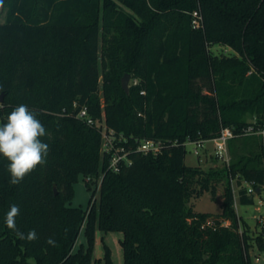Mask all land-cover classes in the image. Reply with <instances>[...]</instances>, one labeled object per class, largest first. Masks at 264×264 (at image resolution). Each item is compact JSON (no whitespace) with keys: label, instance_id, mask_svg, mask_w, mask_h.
<instances>
[{"label":"trees","instance_id":"1","mask_svg":"<svg viewBox=\"0 0 264 264\" xmlns=\"http://www.w3.org/2000/svg\"><path fill=\"white\" fill-rule=\"evenodd\" d=\"M2 7L0 123L27 105L47 129L50 152L19 185L9 183L0 156V264L79 257L89 264L97 229L123 232L125 264H254L251 240L264 248V230L255 238L239 231L231 176L264 187V135L240 134L255 118L264 124V0H2ZM195 11L201 27L193 26ZM213 44L235 54H216ZM126 73L138 79L129 93ZM82 106L95 124L77 115ZM98 121L127 138L131 163L119 171L108 169ZM222 126L239 134L229 143L230 165H188L186 141L212 139ZM145 138L162 140V152L138 151ZM80 174L93 179L89 187L101 178L87 210L68 204ZM221 181V217L188 204L215 196ZM238 194L242 204L255 201L247 188ZM12 204L21 209L17 228L35 229L37 240L6 227ZM83 229L87 253L75 249Z\"/></svg>","mask_w":264,"mask_h":264},{"label":"rangeland","instance_id":"2","mask_svg":"<svg viewBox=\"0 0 264 264\" xmlns=\"http://www.w3.org/2000/svg\"><path fill=\"white\" fill-rule=\"evenodd\" d=\"M3 17L4 15L1 12L0 19H3ZM210 48L216 54H235L232 49L222 44H213ZM199 83L201 85L204 84L202 80H200ZM203 89L206 92L207 85H203ZM248 120H250V116L248 117ZM194 147L195 146L192 143H188L186 145L187 154L185 161L188 165L197 166L205 170H211L225 166L223 161L216 157L212 142H207L205 147L201 148L199 156L195 154ZM86 178L87 177L83 174L79 175L78 179L74 183V195L68 202V204L72 206L82 207L85 210L89 208L90 199L92 198L94 190L96 189L95 183H91L90 187L87 185ZM225 185L226 181L219 182L215 196H213L211 192H206L200 197L192 198L189 200L188 204L193 206L194 209L199 212H207L211 214V216L221 217L223 191ZM235 190V210L238 216H242L245 222H242L239 231L243 232L244 229H248L249 233L253 236V238H255L264 230V187L262 192L253 194L255 201L252 204L240 203L239 194L237 193V186H235ZM230 222V220L226 221L227 224H230ZM123 236V232L119 230H110L105 232L97 229L92 244V259L89 264H107L108 257L111 259L112 264H125L124 247L121 242ZM251 244L252 245L250 246L249 252L254 264H264V248H261L255 239L251 240ZM81 247L84 252L87 253L89 251V241L84 229L79 235L75 249L79 250ZM71 264L85 263L82 261L81 257H79L76 258Z\"/></svg>","mask_w":264,"mask_h":264},{"label":"clouds","instance_id":"3","mask_svg":"<svg viewBox=\"0 0 264 264\" xmlns=\"http://www.w3.org/2000/svg\"><path fill=\"white\" fill-rule=\"evenodd\" d=\"M4 108L5 104L0 103V111ZM47 135V129L38 114L25 104L13 107L5 122L0 123V156L8 161L7 172L11 185L21 184L26 176L46 164L50 145L43 138ZM20 213V207L12 204L4 217L6 227L15 232L20 240H37L35 229L24 233L17 228L16 218ZM46 243L55 246L56 242L54 238L48 237Z\"/></svg>","mask_w":264,"mask_h":264},{"label":"built area","instance_id":"4","mask_svg":"<svg viewBox=\"0 0 264 264\" xmlns=\"http://www.w3.org/2000/svg\"><path fill=\"white\" fill-rule=\"evenodd\" d=\"M193 26L201 27L202 26V16L198 11L193 13ZM131 82L134 84L138 83V79H131ZM141 93H145V90L141 91ZM77 106V103L74 104ZM77 115L86 120L88 124H95L96 120L89 114V109L87 106H82L79 108ZM264 125V124H263ZM262 124L257 123V119H253V122L241 130L240 134L244 135H264V127ZM98 126L101 129L102 133V150L109 155V166L108 169L119 171L121 167L125 164L131 163V158L129 156V151L126 149L125 142L127 138L123 134L116 133L113 129L108 128L104 121H98ZM259 126V127H258ZM239 134L236 133V130L233 126H222L220 133L212 138V139H197L192 140L188 139L186 141V145L188 143H192L195 147V154L200 155L201 148L205 147L207 142H212L213 149L217 158L223 161L226 166L230 165L231 162V152L229 143L230 140ZM163 142L160 139L154 138H145L142 140H138L137 150L142 151L144 153H153L159 154L162 152ZM240 175L236 177L231 176V183L233 185V192L235 193V186H237L239 193V189L241 187L247 188L248 194H257L263 191V187L256 186L254 181L242 179V184H238V179ZM87 181L93 182V179L88 176L86 178ZM101 178L98 179L96 183V188H100ZM258 188L261 190L258 192Z\"/></svg>","mask_w":264,"mask_h":264},{"label":"water","instance_id":"5","mask_svg":"<svg viewBox=\"0 0 264 264\" xmlns=\"http://www.w3.org/2000/svg\"><path fill=\"white\" fill-rule=\"evenodd\" d=\"M130 81H131V73H126L122 78V87L126 91V93H129L130 91ZM3 101V94H0V102ZM55 192L57 193L56 185H54ZM261 190L258 188V192Z\"/></svg>","mask_w":264,"mask_h":264},{"label":"crops","instance_id":"6","mask_svg":"<svg viewBox=\"0 0 264 264\" xmlns=\"http://www.w3.org/2000/svg\"><path fill=\"white\" fill-rule=\"evenodd\" d=\"M1 12L3 13V15H5L4 10H3V7H2V3H0V14H1ZM0 20H3V19H0Z\"/></svg>","mask_w":264,"mask_h":264}]
</instances>
